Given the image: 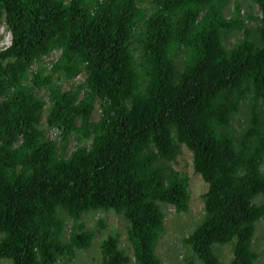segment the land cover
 Here are the masks:
<instances>
[{
    "label": "trees",
    "instance_id": "trees-1",
    "mask_svg": "<svg viewBox=\"0 0 264 264\" xmlns=\"http://www.w3.org/2000/svg\"><path fill=\"white\" fill-rule=\"evenodd\" d=\"M250 1L258 13L238 0H0L11 33L0 50V259L71 260L106 226L84 214L113 210L133 254L109 233L100 264H162L160 203L188 211L191 177L176 167L188 150L208 187L186 264H222L213 247L227 243L229 264L259 261L264 0Z\"/></svg>",
    "mask_w": 264,
    "mask_h": 264
},
{
    "label": "rangeland",
    "instance_id": "rangeland-1",
    "mask_svg": "<svg viewBox=\"0 0 264 264\" xmlns=\"http://www.w3.org/2000/svg\"><path fill=\"white\" fill-rule=\"evenodd\" d=\"M242 3V11L245 12L249 9L252 13H258L257 6L250 0H238ZM234 0L228 5V10L231 9V5ZM251 24L254 23L253 20L250 21ZM241 35V32H233L228 35L225 39L228 46ZM10 33L7 26L4 23H0V43L6 44L9 41ZM55 55L51 54L46 57L45 60L49 61ZM83 76V75H82ZM79 76L76 79H81ZM45 118V116L43 117ZM239 116L235 118L234 124L239 125ZM54 135L51 133L50 137ZM186 149V148H184ZM191 153L185 150L184 153L178 157V162L176 167L183 169L186 167L187 172L191 177V188H192V202L189 206L188 211L178 212L173 205L168 203H160L162 210L164 212V225L165 230L160 238L157 246V253L162 257V264H186V257H189L192 253L189 246L185 244L184 238L189 235V233L195 228L202 216V198L201 194L207 189L206 183L202 179L199 173L194 171L191 163ZM262 170L264 171V161L262 163ZM256 201L263 200L264 193L256 196ZM100 219H104L106 226L100 233H97L93 239L92 245L88 249H79L76 255L68 261L60 262L59 264H100L101 251L98 248L99 243L103 238H105L109 233H117L120 238V247L129 255L133 254V250L128 239L127 234V221L122 215L111 210L102 211L98 210L95 212H89L84 214V220L88 227L95 228L97 222ZM71 220H68L66 226V234L70 230ZM254 248H256L260 253L259 261L257 264H264V218L260 219L256 223V234L253 242ZM215 252L219 255L222 264H229V259L231 256V243L225 245H214ZM0 264H8L5 259H0ZM196 264H201L199 260H196Z\"/></svg>",
    "mask_w": 264,
    "mask_h": 264
},
{
    "label": "clouds",
    "instance_id": "clouds-1",
    "mask_svg": "<svg viewBox=\"0 0 264 264\" xmlns=\"http://www.w3.org/2000/svg\"><path fill=\"white\" fill-rule=\"evenodd\" d=\"M256 5V4H255ZM257 6V5H256ZM258 7V6H257ZM9 33H10V31H9ZM11 43V33H10V38H9V41L6 43V44H2V43H0V50L1 49H4L5 47H7L9 44ZM52 134L54 135V131L52 132ZM50 138H54L55 139V136H53V137H50ZM257 264V263H256Z\"/></svg>",
    "mask_w": 264,
    "mask_h": 264
}]
</instances>
